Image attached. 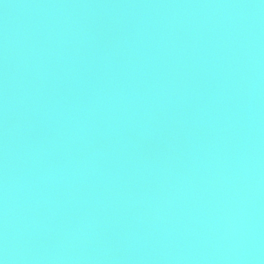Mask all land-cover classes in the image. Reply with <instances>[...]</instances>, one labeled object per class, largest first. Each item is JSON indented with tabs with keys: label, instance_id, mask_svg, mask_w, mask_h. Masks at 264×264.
<instances>
[{
	"label": "water",
	"instance_id": "water-1",
	"mask_svg": "<svg viewBox=\"0 0 264 264\" xmlns=\"http://www.w3.org/2000/svg\"><path fill=\"white\" fill-rule=\"evenodd\" d=\"M4 264H264V0H0Z\"/></svg>",
	"mask_w": 264,
	"mask_h": 264
},
{
	"label": "clouds",
	"instance_id": "clouds-1",
	"mask_svg": "<svg viewBox=\"0 0 264 264\" xmlns=\"http://www.w3.org/2000/svg\"><path fill=\"white\" fill-rule=\"evenodd\" d=\"M0 264H4V260L0 259Z\"/></svg>",
	"mask_w": 264,
	"mask_h": 264
}]
</instances>
